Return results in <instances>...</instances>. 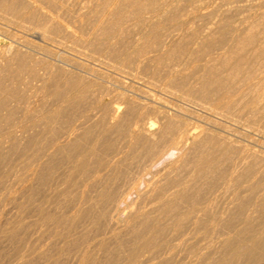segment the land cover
Listing matches in <instances>:
<instances>
[{"label":"rangeland","instance_id":"1","mask_svg":"<svg viewBox=\"0 0 264 264\" xmlns=\"http://www.w3.org/2000/svg\"><path fill=\"white\" fill-rule=\"evenodd\" d=\"M15 1L0 0V264H130L146 240L155 248L145 255L156 257L147 264H177L185 257L178 264H219L229 244L241 241L240 227L263 234L264 0ZM253 25L257 42L231 51L234 39ZM224 58L231 66L223 65ZM118 105L122 122L136 119L162 129L156 142L184 135L183 150L150 166L139 150L125 147L127 129L119 136L112 128L111 110ZM57 110L61 114L49 118ZM215 149L212 174L199 169ZM226 150L225 159L220 153ZM244 156L257 163L253 191L229 180ZM179 227L186 235L176 232ZM170 239L188 249L175 258L180 247ZM167 241L172 250H165ZM193 248L196 258L188 254Z\"/></svg>","mask_w":264,"mask_h":264},{"label":"bare ground","instance_id":"2","mask_svg":"<svg viewBox=\"0 0 264 264\" xmlns=\"http://www.w3.org/2000/svg\"><path fill=\"white\" fill-rule=\"evenodd\" d=\"M4 1V0H3ZM15 1V0H14ZM19 1V0H18ZM7 2V1H6ZM6 2H4V3H6ZM16 2V1H15ZM21 2H22V0H21ZM202 2V1H201ZM254 2H257V1H254ZM14 4V3H13ZM16 4V3H15ZM17 5V4H16ZM247 5V4H246ZM245 5V6H246ZM250 5V4H249ZM202 6V5H201ZM236 6V5H235ZM240 6H242V5H240ZM245 6H243V7H245ZM248 6V5H247ZM246 6V7H247ZM240 8V7H239ZM234 10V9H233ZM251 10H252V8H251ZM249 11V10H248ZM8 13V12H7ZM225 13V12H224ZM228 13V12H227ZM233 13V12H232ZM54 14V13H53ZM139 14V13H138ZM169 14H170V12H169ZM173 14V13H172ZM10 15V14H9ZM48 15V14H47ZM198 15V14H197ZM202 15V14H201ZM52 16V15H51ZM245 16V15H244ZM49 17V16H48ZM52 18V17H51ZM58 18V17H57ZM163 18V17H162ZM228 18V17H227ZM48 19V18H47ZM181 19V18H180ZM185 19V18H184ZM56 20V19H55ZM195 21H196V19H195ZM59 22H61V21H59ZM199 22H201V20L199 21ZM217 22V21H216ZM62 23V22H61ZM194 23V22H193ZM45 24V23H44ZM198 24V23H197ZM200 24V23H199ZM192 25V24H191ZM196 26V25H195ZM213 26V25H212ZM219 26V25H218ZM233 26V25H232ZM119 27V26H118ZM177 27V26H176ZM175 27V28H176ZM190 27V26H189ZM200 26H198V28H199ZM209 27V26H208ZM111 28H112V26H111ZM192 28V27H191ZM212 28V27H211ZM231 28V27H230ZM255 25H253V26H251L248 30H249V32L248 33H246L245 35H243V34H241V35H239V36H237L235 39H234V43H233V45H231V51H236V49H241V50H244L245 49V47H248V46H252V45H254L256 42H257V39L260 37L259 35H257V32H254L255 31ZM68 29V28H67ZM71 29V28H70ZM184 29V28H183ZM203 29H205V28H203ZM224 29H225V27H224ZM21 30V29H20ZM189 30V29H188ZM247 30V29H246ZM27 31V30H26ZM40 31V30H39ZM45 31V30H44ZM58 31V30H57ZM60 31V30H59ZM202 31V30H201ZM204 31V30H203ZM207 31V33H208V30H205V32ZM17 32V31H16ZM47 32V31H46ZM91 32V31H90ZM172 32V31H171ZM211 32H214V31H211ZM229 32V31H228ZM180 33V32H179ZM181 33L183 34V32L181 31ZM180 33V34H181ZM187 33V32H186ZM158 34V33H157ZM195 34H196V32H195ZM197 34H199V32L197 33ZM203 34H205V33H203ZM143 35V34H142ZM144 35H145V33H144ZM175 35V34H174ZM202 35V34H201ZM44 34H42V33H39V32H37V36H36V38L37 39H39V40H41L42 42L44 41ZM167 36V35H166ZM182 36V35H181ZM215 36V35H214ZM223 36V35H222ZM35 37V36H34ZM52 37V36H51ZM141 37V36H140ZM156 37H157V35H156ZM163 37V36H162ZM161 37V38H162ZM201 38V37H200ZM264 38V37H263ZM26 39V38H25ZM147 39V38H146ZM163 39H165V38H163ZM169 39V38H168ZM177 39V38H176ZM174 37H172L171 36V39H169V41L170 42H174L175 40H176ZM24 40V39H23ZM27 40V39H26ZM97 40V39H96ZM112 40V39H111ZM138 40V39H137ZM153 40V39H152ZM162 40V39H161ZM161 40H159V41H161ZM13 41H14V39H13ZM21 41V40H20ZM26 42V41H25ZM41 42V43H42ZM88 42V41H87ZM127 43H129V41H126ZM148 42V41H147ZM198 42V41H197ZM34 43V42H33ZM40 43V44H41ZM140 43V42H139ZM11 44V43H10ZM9 44V45H10ZM137 44V43H136ZM142 44V43H141ZM160 44V43H159ZM165 44V43H164ZM42 45V44H41ZM53 45V44H52ZM135 45V44H134ZM170 45V44H169ZM168 44H166V46H169ZM201 45V44H200ZM34 46V45H33ZM117 46V45H116ZM157 46V45H156ZM162 46V45H161ZM208 46V45H207ZM30 47V46H29ZM135 47V46H134ZM165 47V46H164ZM6 48V47H5ZM14 48V45H11V46H9L8 47V49L9 50H4L3 51V53L2 54H5V53H9V52H11V50ZM32 48V47H31ZM98 48H101V47H98ZM107 48V47H106ZM18 49V48H17ZM20 49V48H19ZM155 49H156V47H155ZM160 49V48H159ZM193 49V48H192ZM141 50V49H140ZM145 50V49H144ZM156 50H158V48L156 49ZM165 50H167V49H165ZM206 50V49H205ZM8 51V52H7ZM19 51V50H18ZM56 51V50H55ZM25 52V51H24ZM99 52V51H98ZM110 52V51H109ZM144 52V51H143ZM162 52H164V51H162ZM94 53V52H93ZM92 53V54H93ZM96 53V52H95ZM152 53V52H151ZM160 53V52H159ZM205 53V52H204ZM227 53H228V51H227ZM57 54V53H56ZM62 53H60V55H61ZM110 54V53H109ZM144 54V53H143ZM167 54V53H166ZM94 55V54H93ZM93 55H91V56H93ZM111 55V54H110ZM142 55V54H141ZM201 55V54H200ZM200 55H199V57H200ZM15 56H16V54H15ZM33 56V55H32ZM74 56V55H73ZM95 56V55H94ZM132 56V55H131ZM140 56V55H139ZM142 56H144V55H142ZM152 56V55H151ZM162 56V55H161ZM35 57V56H34ZM133 57V56H132ZM141 57V56H140ZM147 57V56H146ZM159 57V56H158ZM10 58V57H9ZM78 58V57H77ZM137 58H138V56H137ZM147 58H150V57H147ZM161 58V57H160ZM23 59V58H22ZM90 59V58H89ZM136 59V58H135ZM141 58H139V60H140ZM143 59V58H142ZM170 59V58H169ZM209 59V58H208ZM3 60V59H2ZM154 60V59H153ZM157 60H158V58H157ZM156 60V61H157ZM218 60V59H217ZM244 60V59H243ZM102 61V60H101ZM125 61V60H124ZM141 61V60H140ZM149 61V60H148ZM139 62V61H138ZM145 62V61H144ZM153 62V61H152ZM125 63V62H124ZM134 63V62H133ZM146 63V62H145ZM222 63H223V65H225V67H228V66H231V62H230V60H227V59H225L224 58V60L222 61ZM55 64V63H54ZM147 64H148V62H147ZM151 64V63H150ZM145 65V64H144ZM6 66V65H5ZM147 66V65H146ZM148 66H149V64H148ZM240 64L239 63H236L235 64V69H240ZM134 67V66H133ZM143 68V67H142ZM147 68V67H146ZM100 70V69H99ZM112 70V69H111ZM151 71V70H150ZM140 72V71H139ZM147 72V71H146ZM221 73V72H220ZM41 74V73H40ZM127 74V73H126ZM140 74V73H139ZM53 75V74H52ZM89 75V74H88ZM54 76V75H53ZM138 77V76H137ZM231 77V76H230ZM240 77V76H239ZM32 78V77H31ZM184 79V78H183ZM127 80V79H126ZM213 80V79H212ZM122 81V80H121ZM35 82V81H34ZM136 82V81H135ZM38 83V82H37ZM260 84H263L264 85V79L263 80H261L260 81ZM48 85V84H47ZM222 85V84H221ZM40 86V85H39ZM256 86V85H255ZM129 87V86H128ZM145 87V86H144ZM83 88V87H82ZM85 88V87H84ZM131 90V89H130ZM41 91V90H40ZM149 91V90H148ZM258 92V91H257ZM17 93V92H16ZM46 93V92H45ZM163 93V92H162ZM175 94V93H174ZM69 95V94H68ZM262 95V94H261ZM70 96H71V94H70ZM125 96V95H124ZM149 96V95H148ZM32 97V96H31ZM73 97V96H72ZM237 97V96H236ZM124 98V97H123ZM127 98V97H126ZM247 98V97H246ZM130 99H132V98H130ZM60 100V99H59ZM94 100V99H93ZM101 100V99H100ZM122 100V99H121ZM120 100V101H121ZM125 100V99H124ZM154 100V99H153ZM68 101V100H67ZM70 102V101H69ZM100 103H102V102H100ZM139 104V103H138ZM98 105V104H97ZM101 105V104H100ZM24 107V106H23ZM65 107V106H64ZM71 107V106H70ZM123 107V106H122ZM134 107H136V106H134ZM148 107V106H147ZM63 108V107H62ZM153 108V107H152ZM195 108V107H194ZM123 109V108H122ZM142 109V108H141ZM146 109V108H145ZM125 110V109H124ZM121 108L119 107V105L118 106H114L113 108H112V110H111V114H110V119H111V124H112V128L113 129H116V133L119 135V136H123L124 134H125V131H124V128L125 129H127V132L128 133H126L127 134V137H128V141L126 142L127 144H126V146L125 147H127V149H129V150H131V151H133V150H139V152H140V157L142 158V160H144L145 162H148L149 164H150V166H153V165H155L162 157H163V155L164 154H166L167 152H169V151H174V150H177V151H182L183 150V144H184V135L183 136H179L180 138H172L171 140H166V141H164V142H156L154 139H156L155 138V136H157L158 135V132H160L162 129H160L159 128V131H155V127H154V123H150V128L149 127H147V123H145V122H142V121H140V120H136V119H132V120H127L126 122H122L121 121V115H120V113H121ZM52 112V111H51ZM54 112V111H53ZM61 110H57V111H55L54 113H52V114H50L49 113V118H52L55 114L56 115H60L61 114ZM123 112V111H122ZM145 112V111H144ZM90 113V112H89ZM5 114V113H4ZM69 116V115H68ZM106 116H107V114H106ZM105 116V117H106ZM109 116V115H108ZM88 117V116H87ZM156 117V116H155ZM154 117V119H156ZM24 118V117H23ZM109 119V120H110ZM250 119V118H249ZM73 121H75V120H73ZM77 121V120H76ZM151 121V120H150ZM156 121V120H155ZM155 121H153V122H155ZM83 122V121H82ZM87 122V121H86ZM148 122V121H147ZM158 122V121H157ZM163 122V121H162ZM175 122V121H174ZM76 124V123H75ZM149 125V124H148ZM156 125V124H155ZM76 126V125H75ZM126 126H127V128H126ZM181 126V125H180ZM16 130H18V129H16ZM80 130V129H79ZM107 130V129H106ZM157 130V129H156ZM188 130V129H187ZM75 131V130H74ZM172 131V130H171ZM200 132V131H199ZM183 133H185V132H183ZM161 134V133H160ZM172 134V133H171ZM177 134V133H176ZM190 134V133H189ZM188 134V135H189ZM193 134H195V132L193 133ZM8 135V134H7ZM202 135V134H201ZM64 136V135H63ZM192 136V135H191ZM190 136V137H191ZM233 136V135H232ZM199 137H200V135H199ZM237 137V136H236ZM3 138V137H2ZM76 138V137H75ZM78 138V137H77ZM94 139H96V138H94ZM93 139V140H94ZM1 140V139H0ZM190 140V139H189ZM228 140V139H227ZM213 142H215V141H213ZM226 142V141H225ZM121 143V142H120ZM187 143V142H186ZM30 144V143H29ZM228 144V143H227ZM216 145V144H215ZM236 145H237V143H236ZM58 146V145H57ZM219 146V145H218ZM37 147V146H36ZM39 147V146H38ZM102 147V146H101ZM120 147V146H119ZM76 148V147H75ZM198 148V147H197ZM231 148V147H230ZM229 148V149H230ZM85 149V148H84ZM233 149V148H232ZM237 149V148H236ZM92 150V149H91ZM188 150V149H187ZM228 150V149H227ZM222 151V153H220V155H221V157L222 158H227V156H228V151ZM50 151H51V149H50ZM95 151V150H94ZM83 152V151H82ZM138 152V153H139ZM188 152V151H187ZM63 153V152H62ZM121 152H117L116 154H115V156H118L119 154H120ZM128 153V152H127ZM137 153V152H136ZM216 153V149L212 152V154H210L211 156L210 157H207V158H204V159H202L201 161H200V164H198V162H197V164L198 165H201V167L199 168V169H204V168H210L209 170L211 171V174H212V171L214 170V166L215 165H217V163H218V157H216V155H214ZM52 154V153H51ZM69 154V153H68ZM72 154V153H71ZM107 154H109L108 152H107ZM122 154H123V152H122ZM121 154V155H122ZM244 154V153H243ZM48 156H49V153L47 154ZM64 155H65V153H64ZM70 155V154H69ZM125 155V154H124ZM179 155V154H178ZM51 156V155H50ZM176 156V155H175ZM260 156H261V154H260ZM98 157V156H97ZM122 157V156H121ZM136 157V156H135ZM174 157V156H173ZM220 157V158H221ZM68 158V157H67ZM66 158V159H67ZM130 158V157H129ZM115 159V158H114ZM118 159V158H117ZM138 159H140V158H138ZM184 159V158H183ZM250 159V158H249ZM78 160V159H77ZM110 160V159H109ZM127 160V159H126ZM197 160V159H196ZM251 160V159H250ZM58 161V160H57ZM92 161V160H91ZM133 161H135V160H133ZM132 161V162H133ZM172 161V160H171ZM101 162V161H100ZM106 162V161H105ZM107 162H108V159H107ZM130 162V161H129ZM178 162V161H177ZM94 163V162H93ZM103 163V162H102ZM112 163H113V161H112ZM125 163V162H124ZM140 163H143L142 161L140 162ZM139 163V164H140ZM147 163V164H148ZM160 163V162H159ZM224 163L226 164V162L224 161ZM74 164V163H73ZM92 164V163H91ZM145 164V163H144ZM93 165H95V163L94 164H92V166ZM164 165V164H163ZM70 166V165H69ZM146 166V165H145ZM235 168H234V170L231 172V174H230V181L232 180V181H236L237 182V186L238 187H247L250 191H253L256 187H258L254 182H253V180H254V178L256 177V175H257V173H258V170H257V163H255V162H251V163H249V161H248V158L246 157V156H244V157H240L237 161H236V163H235ZM94 167V166H93ZM97 167V166H96ZM102 167H103V164H102ZM131 167V166H130ZM137 167H139V166H137ZM137 167L135 166V169H137ZM143 167H144V165H143ZM89 168H90V166H89ZM99 168V167H98ZM101 168V167H100ZM99 168V169H100ZM109 168V167H108ZM132 168V167H131ZM140 169H141V167H139ZM221 168V167H220ZM219 168V169H220ZM112 169V168H111ZM115 169V168H114ZM151 169V168H150ZM157 169V168H156ZM262 169V168H261ZM29 170V169H28ZM45 170H47V169H45ZM101 170H102V168H101ZM105 170H107V168L105 169ZM110 170V169H109ZM123 170H124V168H123ZM139 170V169H138ZM152 170V169H151ZM202 170H200V171H202ZM48 171V170H47ZM116 171V170H115ZM204 171V170H203ZM51 172V171H50ZM72 172V171H71ZM100 172V171H99ZM104 172V171H103ZM107 172H109V171H106V173ZM111 172V171H110ZM117 172V171H116ZM125 172H126V170H125ZM226 172V171H225ZM227 172H228V170H227ZM263 172V171H262ZM64 173V172H63ZM105 173V172H104ZM127 173H129V172H127ZM137 173H138V171H137ZM170 173V172H169ZM223 173H224V171H223ZM83 174V173H82ZM108 175H110V173H107ZM148 174V173H147ZM259 174V173H258ZM62 175V174H61ZM116 175H118V174H116ZM162 175V174H161ZM227 175V174H226ZM23 176V175H22ZM50 176V175H49ZM115 176V175H114ZM147 176V175H146ZM25 177V176H24ZM125 177V176H124ZM142 177V176H141ZM158 177V176H157ZM194 177V176H193ZM222 177V176H221ZM258 177V176H257ZM256 177V178H257ZM145 178V177H144ZM209 178V177H208ZM20 179V178H19ZM113 179H114V177H113ZM136 179V178H135ZM141 179V178H140ZM154 179V178H153ZM104 180V179H103ZM139 180V179H138ZM142 180V179H141ZM145 180V179H144ZM184 180V179H183ZM219 180H220V176H215V182L216 183H218L219 182ZM25 181H27V180H25ZM59 181V180H58ZM136 181H137V179H136ZM148 181V180H147ZM171 181H173V180H171ZM189 181V180H188ZM192 181V180H191ZM59 183V182H58ZM115 183H116V181H115ZM152 183V182H151ZM165 183V182H164ZM212 183V182H211ZM222 183V182H221ZM26 185H27V183H25ZM111 184V183H110ZM117 184V183H116ZM133 184V183H132ZM145 184H146V182H145ZM62 185V184H61ZM115 185V184H114ZM147 185V184H146ZM145 185V186H146ZM149 185V184H148ZM151 185V184H150ZM21 186V185H20ZM142 186V185H141ZM194 186V185H193ZM60 187V186H59ZM114 187V186H113ZM116 187V186H115ZM133 187V186H132ZM149 187V186H148ZM188 187V186H187ZM196 187V186H195ZM231 187V186H230ZM23 188V187H22ZM28 188V187H27ZM111 188V187H110ZM128 188H129V186H128ZM143 188V187H142ZM180 188H182V187H180ZM116 189V188H115ZM41 190V189H40ZM69 190V189H68ZM126 190V189H125ZM130 190H131V188H130ZM200 190V189H199ZM225 190V189H224ZM229 190V189H228ZM43 191V190H42ZM61 191V190H60ZM114 191V190H113ZM153 191V190H152ZM240 191V190H239ZM30 192V191H29ZM56 192V191H55ZM116 193H117V191H115ZM129 192V191H128ZM214 192V191H213ZM221 192V191H220ZM227 192V191H226ZM230 192V191H229ZM23 193V192H22ZM79 193V192H78ZM120 193V192H119ZM125 193V192H124ZM131 193V192H130ZM152 193V192H151ZM251 193V192H250ZM259 193V192H258ZM264 193V192H263ZM59 194V193H58ZM122 194V193H121ZM128 194V193H127ZM126 194V195H127ZM144 194V193H143ZM181 193H179V196H182V195H180ZM228 194V193H227ZM233 194V193H232ZM236 194V193H235ZM238 194V193H237ZM262 194V193H261ZM52 195V194H51ZM135 195H137V194H135ZM148 195V193H146V196ZM150 195H153V194H150ZM173 195V194H172ZM215 195V194H214ZM234 195V194H233ZM240 195V194H239ZM101 196H103V197H105V198H107L106 200L107 201H111L112 199H113V195H110V194H107L106 193V191H102L101 192ZM171 196V195H170ZM176 196H178V195H176ZM216 196V195H215ZM214 196V197H215ZM261 196V195H260ZM118 197V196H117ZM116 197V198H117ZM125 197V196H124ZM222 197V196H221ZM242 197V196H241ZM62 198V197H61ZM60 198V199H61ZM181 198V197H180ZM213 198V197H212ZM236 198V197H235ZM138 199V198H137ZM160 199V198H159ZM185 199V198H184ZM216 199H218V198H216ZM222 200H223V198H221ZM229 199V198H228ZM234 199V198H233ZM31 200V199H30ZM58 200V199H57ZM123 200H124V198H123ZM122 200V201H123ZM127 200V199H126ZM176 200V199H175ZM209 200H210V198H209ZM214 201H215V198L213 199ZM261 200H263L264 201V194H263V196H262V199ZM24 201V200H23ZM32 201V200H31ZM132 201V200H131ZM138 201V200H137ZM154 201V200H153ZM159 201V200H158ZM162 201V200H161ZM181 201H182V199H181ZM180 201V202H181ZM218 201V200H217ZM258 201V200H257ZM117 202V201H116ZM125 202V201H124ZM206 202V201H205ZM234 202V201H233ZM73 203V202H72ZM170 203L171 204H173V206H174V203H175V201H174V199H171V201H170ZM187 203V202H186ZM227 203H228V201H227ZM232 203V202H231ZM32 204V203H31ZM120 204V203H119ZM126 204V203H125ZM162 204V203H161ZM171 204H169V205H171ZM198 204V203H197ZM209 204V203H208ZM220 204V203H219ZM238 204V203H237ZM210 205H211V203H210ZM215 205V204H214ZM128 206V205H127ZM190 206H192V204L190 205ZM218 206V205H217ZM260 206V205H259ZM118 207H120V206H118ZM140 207V206H139ZM170 207V206H169ZM175 207V206H174ZM210 207V206H209ZM229 207L231 208L232 206H230L229 205ZM154 208V207H153ZM171 208H172V206H171ZM204 209L205 208H207L206 206L205 207H203ZM259 208V207H258ZM199 209V208H198ZM260 209V208H259ZM120 210V209H119ZM132 210V209H131ZM142 210V209H141ZM153 210V209H152ZM165 210V209H164ZM168 209H166V211H167ZM215 210V209H214ZM57 211V210H56ZM99 211V210H98ZM104 211V210H103ZM105 211H106V209H105ZM108 211V210H107ZM116 211H117V208H116ZM127 211V210H126ZM193 211V210H192ZM213 211V210H212ZM37 212V211H36ZM76 212V211H75ZM115 212V211H114ZM155 212V211H154ZM157 212V211H156ZM174 212V211H173ZM179 212V211H178ZM177 212V213H178ZM181 212V211H180ZM196 212H197V210H196ZM195 212V213H196ZM221 212V211H220ZM115 213H117V212H115ZM127 213V212H126ZM132 213V212H131ZM134 213V212H133ZM142 213V212H141ZM187 213V212H186ZM214 213V212H213ZM20 214V213H19ZM22 214V213H21ZM72 214V213H71ZM77 214V213H76ZM122 214H124V213H122ZM217 214V213H216ZM23 215V214H22ZM125 215V214H124ZM196 215H198V212H197V214ZM196 215H195V217H196ZM218 215V214H217ZM103 216V215H102ZM120 216H121V214H120ZM171 216V215H170ZM169 216V218L170 219H172V218H174V216L173 217H170ZM191 216V215H190ZM231 216V215H230ZM236 216V215H235ZM124 217V216H123ZM164 217H166V215L164 214ZM177 217H178V215H177ZM186 217V216H185ZM233 218H234V216H232ZM50 219H51V217H49ZM167 218V217H166ZM165 218V219H166ZM199 218H201V217H199ZM198 218V219H199ZM221 218V217H220ZM79 219V218H78ZM113 219V218H112ZM132 219V218H131ZM142 219V218H141ZM140 219V220H141ZM174 219H176V217L174 218ZM173 219V220H174ZM197 219V218H196ZM224 219H226V218H224ZM229 219V218H228ZM178 220V219H177ZM184 220V219H183ZM193 220V219H192ZM195 220V219H194ZM200 220V219H199ZM54 221V220H53ZM221 221H223V220H221ZM112 221H110V223H111ZM180 222H182V220L180 221ZM224 222V221H223ZM235 222V221H234ZM148 223V222H147ZM182 223H184V221L182 222ZM200 223H203V222H200ZM199 223V224H200ZM222 223V222H221ZM235 223H237V222H235ZM251 223V222H250ZM22 224V223H21ZM36 224V223H35ZM52 224H53V222H52ZM177 224V223H176ZM181 224V223H180ZM185 224V223H184ZM183 224V226H181V227H183V229H187V228H185L184 226H186V224L184 225ZM197 224V223H196ZM198 225V224H197ZM196 225V227H198ZM201 225V224H200ZM211 225H212V223H211ZM219 225H220V222H219ZM224 225H225V223H224ZM227 225V224H226ZM21 226V225H20ZM153 226V225H152ZM176 226H179V224L178 225H176ZM192 226H194V225H192ZM202 226V225H201ZM200 226V227H201ZM233 226V225H232ZM235 226H237V225H235ZM241 226V225H240ZM256 226V225H255ZM263 226V225H262ZM262 226H260V228L262 227ZM68 227V226H67ZM181 227H179V228H181ZM187 227V226H186ZM199 227V228H200ZM221 227H223V226H221ZM220 227V228H221ZM140 228V227H139ZM153 228V227H152ZM161 228H162V226H161ZM160 228V229H161ZM173 228V227H172ZM192 228H194V227H192ZM259 228V227H258ZM150 229V228H149ZM198 229V228H197ZM202 229V228H201ZM204 229V228H203ZM161 230H163V229H161ZM175 230H177L176 232H178V233H181L183 230H182V228L181 229H175ZM174 230V231H175ZM196 230V229H195ZM199 230V229H198ZM197 230V231H198ZM208 230V229H207ZM235 230V229H234ZM238 230V229H237ZM179 231H181V232H179ZM186 231V230H185ZM184 231V232H185ZM188 231H191V230H188ZM201 231H203V230H201ZM210 231V230H209ZM250 231H258V233H259V230L257 229V230H253V228L252 227H250L249 225H244V226H242V227H240V230H239V232L241 233L242 232V234H244L242 237L240 236V239H241V241H239V243L238 244H236V245H233V243H234V241H233V239L231 240V241H233V243H232V245H233V247L231 246V244H229V250H228V252L226 251V254L224 253L223 255H225V256H223V255H221V256H223V257H221V259L219 258V260H221L220 261V263L219 264H234V262L235 261H239L240 262V264H264V228L263 229H261L260 231H262V235H257L256 234V232L255 233H251ZM184 232H182V233H184ZM213 232V231H212ZM65 233V232H64ZM186 233V232H185ZM184 233V235H186ZM188 233V232H187ZM191 233H189V235H190ZM207 234V233H206ZM49 235V234H48ZM148 235V234H147ZM175 235V234H174ZM178 235V234H177ZM183 235V234H182ZM200 235V234H199ZM5 236V235H4ZM157 236V235H156ZM167 236V235H166ZM170 236H172V235H170ZM187 236H188V234H187ZM208 236V235H207ZM214 236V235H213ZM212 236V237H213ZM235 236V235H234ZM236 236H238L237 234H236ZM235 236V237H236ZM1 237V236H0ZM160 237V236H159ZM168 237V236H167ZM189 237H191V236H189ZM216 237V236H215ZM229 237V236H228ZM231 237V236H230ZM229 237V238H230ZM62 238V237H61ZM133 238V237H132ZM154 238V237H153ZM178 238V237H177ZM184 238V237H183ZM187 238V237H186ZM226 238V237H225ZM225 238H223L222 239V243H223V241H224V239ZM3 239V238H2ZM9 239V238H8ZM101 239V238H100ZM155 239V238H154ZM157 239H159V238H157ZM157 239H155V240H157ZM161 239V238H160ZM163 239V238H162ZM179 239V238H178ZM178 239H176V242H178L179 240ZM187 239H189V238H187ZM237 239V238H236ZM239 239V238H238ZM239 239V240H240ZM11 240V239H10ZM169 240V239H168ZM191 240V239H190ZM194 240V239H193ZM229 240V239H228ZM228 240H227V238H226V241L228 242ZM138 241H139V239H138ZM160 241V240H159ZM175 241V240H174ZM189 241V240H188ZM198 241V240H197ZM214 241V240H213ZM225 241V242H226ZM8 242V241H7ZM41 242V241H40ZM53 242H55V241H53ZM168 242V241H167ZM170 244L172 245V246H174L175 244H177L176 242H174L173 244L171 243L172 241H171V239H170ZM169 242L166 244L167 246H168V244H169ZM181 242V241H180ZM179 242V243H180ZM183 242V241H182ZM196 242V241H195ZM209 242H211V241H209ZM229 242H230V240H229ZM189 243H190V241H189ZM194 243V242H193ZM231 243V242H230ZM48 244V243H47ZM169 244V245H170ZM184 244V243H183ZM191 244V243H190ZM198 244V243H197ZM207 244V243H206ZM225 244V243H224ZM223 244V245H224ZM6 245H8V244H6ZM41 245V244H40ZM153 245H154V243H153ZM153 245L151 244V242L150 241H148V240H146L143 244H142V246H141V249H136V250H134V252H132V254L130 255V257H129V261H130V264H147V263H149V262H151V261H153V260H155L156 259V257H153V255L151 254V256H146L145 255V252H151L152 250H153V248H155V246L153 247ZM164 245V244H163ZM178 245L179 244H177V247H178ZM196 245V244H195ZM220 245V244H219ZM34 246V245H33ZM114 246V245H113ZM181 246V243H180V245H179V247ZM185 246H186V243H185ZM196 246H198V245H196ZM213 246V245H212ZM224 246H226V244L224 245ZM1 247H2V245H1ZM137 247V246H136ZM171 247V246H170ZM170 247L168 246L167 248H169V249H165V250H172V247H171V249H170ZM176 246H175V248H177ZM183 247V246H182ZM182 247H180V248H178V251H175V258H177L178 256H176V254H178L179 255V250L181 251L182 250ZM195 247V246H194ZM206 247V246H205ZM219 247V246H218ZM227 247V248H228ZM230 247H232V248H230ZM15 248V247H14ZM20 248V247H19ZM21 248H23L22 246H21ZM41 248V247H40ZM128 248V247H127ZM184 248V250L186 249H188V247H183ZM191 248V247H190ZM202 248H204V247H202ZM212 248V247H211ZM156 249H158V247L156 248ZM155 249V250H156ZM164 248H162V250H163ZM197 249H201V248H199V247H197ZM206 249V248H205ZM218 249H220V248H218ZM76 250V249H75ZM119 250V249H118ZM121 250V249H120ZM127 250V249H126ZM175 250V249H174ZM173 250V251H174ZM195 249L193 248V250H189L188 252L186 251V253H188V254H190L191 252L193 253V255L195 254L193 251H194ZM225 250V249H224ZM227 250V249H226ZM161 251V250H160ZM196 251V250H195ZM220 251H221V249H220ZM223 251V250H222ZM38 252V251H37ZM116 252V251H115ZM162 252H164V250L162 251ZM170 252L171 251H169V254H170ZM177 252V253H176ZM182 252V251H181ZM197 252H199V251H197ZM208 252V251H207ZM9 253V252H8ZM15 253V252H14ZM24 253V252H23ZM154 253V252H153ZM172 253H174V252H172ZM171 253V254H172ZM200 253V252H199ZM198 253V254H199ZM202 253V252H201ZM212 253V252H211ZM29 254V253H28ZM36 254V253H35ZM171 254H170V256H171ZM185 256H187L188 254H185V253H183ZM182 254V257L184 256ZM25 255V254H24ZM96 255V254H95ZM156 255V254H155ZM174 255V254H173ZM173 255H172V257H173ZM181 255V254H180ZM179 255V256H180ZM191 255V254H190ZM197 255V253L194 255L195 256V258L197 257L196 256ZM211 255V254H210ZM209 255V257H211ZM3 256V255H2ZM1 256V257H2ZM46 256V255H45ZM192 256V255H191ZM201 256V255H200ZM199 255H198V257H200ZM203 256V255H202ZM207 256V255H206ZM4 257V256H3ZM16 257V256H15ZM21 257V256H20ZM57 257H59V256H57ZM172 257L170 258L171 260H173L172 259ZM188 257V256H187ZM205 257V256H204ZM204 257H202V258H204ZM207 258V257H205V258H207V259H210V258ZM11 258V257H10ZM184 258V257H183ZM186 258V257H185ZM185 258H184V260H185ZM194 258V259H195ZM204 258V259H205ZM212 258V257H211ZM217 258V257H216ZM223 258V259H222ZM12 259H13V257H12ZM49 259V258H48ZM125 259V258H124ZM178 259H180L179 261H182L183 259L182 258H178ZM178 259H177V264L179 263V261H178ZM190 259H191V257H190ZM199 259H201V258H198V260ZM204 259H203V262H204ZM215 259V258H214ZM213 259V260H214ZM0 260H1V258H0ZM16 260V259H15ZM24 260V259H23ZM175 260V259H174ZM183 260V261H184ZM186 260H188L187 258H186ZM192 260H193V257H192ZM202 260V259H201ZM14 261V260H13ZM19 261H21V258L19 259ZM26 261V260H25ZM44 261V260H43ZM195 261V260H194ZM197 261V260H196ZM196 261H195V264H197L198 263V261H197V263H196ZM215 261L216 260H214V263H215ZM218 261V260H217ZM0 262H4L3 261V259H2V261H0ZM15 262V261H14ZM28 262V261H27ZM31 262V261H30ZM59 262V261H58ZM57 262V263H58ZM61 262V261H60ZM173 262H175V261H173ZM219 262V261H218ZM218 262H217V264H218ZM22 263V262H21ZM24 263V262H23ZM34 263V262H33ZM32 263V264H33ZM48 263V262H47ZM46 263V264H47ZM124 263V262H123ZM167 263H169V261H167ZM167 263H165V261H162V260H160V261H158L157 262V264H167ZM170 263H172V262H170ZM176 263V262H175ZM183 263V262H182ZM184 263H185V261H184ZM183 263V264H184ZM236 263V262H235ZM16 264V263H15ZM28 264V263H27ZM95 264V263H94ZM187 264V263H186ZM188 264H192V263H188ZM200 264V263H199ZM201 264H203V263H201ZM208 264V263H207ZM211 264V263H210ZM216 264V263H215Z\"/></svg>","mask_w":264,"mask_h":264}]
</instances>
